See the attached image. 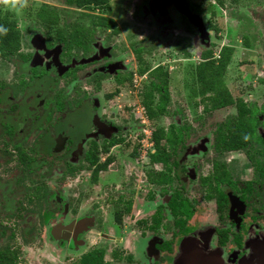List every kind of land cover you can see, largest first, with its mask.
<instances>
[{
  "label": "flooded vegetation",
  "instance_id": "1",
  "mask_svg": "<svg viewBox=\"0 0 264 264\" xmlns=\"http://www.w3.org/2000/svg\"><path fill=\"white\" fill-rule=\"evenodd\" d=\"M132 1L136 4L103 0L76 6L63 0L59 9L47 4L57 21L38 19L39 31L21 35L15 50L0 54L11 66L9 77L0 72V217L19 221L24 216L25 224L33 225L25 216L34 211L67 261L78 254L72 264H264L263 88L252 89L248 97L253 99L242 92L241 102L221 107L202 103L206 113L229 111L202 138L211 148L205 165L186 143L192 126L180 120V111L169 115L183 128L182 140L176 149L156 152L150 124L167 113L149 118L141 93L155 68L166 69L157 65L144 71L150 77L135 106L140 123L133 122L131 104L117 105L118 112L112 105L134 86L133 54L142 58L149 45L161 42L160 35L174 38L181 28L206 41L185 11L204 22L197 4L203 8L196 0ZM133 15L136 20L150 15L156 27L138 37ZM204 27L209 37L213 28L207 22ZM21 62L29 69L23 71ZM62 79L73 89L55 93L62 114L53 117L52 94ZM138 130L136 146L125 153ZM54 153L63 167L59 186L67 185L69 174L85 173L84 190L90 187L95 195L90 205L84 196L75 204L53 195L46 180ZM55 214L61 215L58 221ZM6 231L0 221V235Z\"/></svg>",
  "mask_w": 264,
  "mask_h": 264
},
{
  "label": "rangeland",
  "instance_id": "2",
  "mask_svg": "<svg viewBox=\"0 0 264 264\" xmlns=\"http://www.w3.org/2000/svg\"><path fill=\"white\" fill-rule=\"evenodd\" d=\"M128 1L131 4H136L132 0ZM196 1H199L202 5V17L204 18V22H211L217 29H211L210 36L202 43L197 35L184 33L180 28V33L174 36V38L172 35H160L159 39L161 42H159L158 45H149L147 51L143 52L144 56L142 58L140 56V59H136L133 54L131 71L134 74L133 78L135 80L132 82L134 86L132 89L126 92L124 91L119 102L113 104L112 107L114 111L118 112L121 110H119L120 108L117 105L123 107L125 104H131L132 110H134V114H132L133 122L137 124L140 123L135 116L141 115V110L135 114V106L138 105L140 100L139 91L141 87L150 77L144 72L140 73V67H145L146 71L150 67L161 65L166 69L165 71H167L169 76V113L151 123L150 127L153 129L156 126L167 127L173 121V118L169 115L170 112L180 111L183 113L180 120L190 123L192 126V130L186 135V143H188L189 149L192 147L196 149L192 151V153H195L196 160L205 165L207 159H209L211 155L209 151L211 148L210 141L202 138L203 136H207V134L209 135L213 124L217 120L222 119V117L229 111L221 110L219 112L213 111L206 113L202 110V102H200L201 97L194 96L191 93L192 89L196 88V86L190 74V69L201 61L200 54L204 50L211 49L214 58L210 61H215V57L218 55L220 48L224 45H229L233 47V53L223 76V80L233 97L237 99L243 92V97L246 99H253L252 97H248V94L251 93L252 89L255 87L263 88L264 92V0H239L235 3L230 0H224V4L221 6L217 4L215 0ZM42 4H48L57 9L64 5L63 0H28V6L20 13L7 10V12L16 20V25L19 28L22 37H26V33L40 30V21L35 13ZM0 11L6 12V10H3L2 8H0ZM211 11H213V14ZM115 16L118 20L119 13H115ZM133 19H135V22H133L134 25H137L135 27L140 29L138 32V37L140 38L145 35V28L150 33V31H153L154 27H156L154 23L151 25V22L153 21L151 20L150 15H148L145 20H136L133 15ZM139 22L141 25L136 24ZM207 29H209V27ZM183 37H186L189 42L182 43ZM137 46L142 45L137 44L136 47ZM22 48V51H25L27 46L22 45ZM21 64L25 66H22V68H24L23 71L29 69L27 62H25V64L21 62ZM10 69V64L0 60V72H4L5 76H7ZM65 81L66 79H62L58 83L57 90L52 94L51 104L56 111L53 117L58 115L61 117L62 114L60 113L61 102L58 98L55 99V93L64 87L68 91L73 89L71 87L72 84L69 85L68 83H65ZM68 94L72 95L71 93ZM96 95L101 96L103 94L100 93ZM55 101L57 104H54ZM206 104H212V101L208 100ZM146 122H148V120H146ZM135 133H140V130L131 133L132 137L128 138V142L123 148L125 153H131L132 149H134L133 147L136 146L135 143L137 142V139L135 138ZM143 143L147 146L149 144L146 136H144ZM147 146H144V152L145 149H147ZM54 155H56L53 156V160L55 161H52L51 168H47V173L50 174L51 177L49 180H46L51 181V183L48 184V187H50V189L52 188L51 191L53 192V195L60 196V194H63L66 198L75 200V204L84 196L89 199L87 204L90 205L95 195L94 190L90 187L84 190L83 178L85 177V173L81 175L79 173L73 175L69 174L67 185L60 187L59 182L64 178V175L60 174L63 167H61L62 164L60 162L57 164V153H54ZM72 160L74 161L73 165H78V162H76L75 159ZM48 164L49 163L46 162L45 166ZM43 170L45 171V169ZM205 172V170L201 171V173ZM27 208L28 211H33V209H29V206H27ZM33 213L34 211L25 216V220L28 217H32L33 225L31 222L25 224L23 219L24 216L19 219V221L12 220L11 218L8 219L6 216L0 217L2 225L6 226L7 229L4 234L0 235V249H3L7 245L12 249L16 248L18 253V264H72V262H75L78 254H73L71 256L72 259L67 261L64 258L61 247H58L57 241L50 239L51 237L47 232L48 224L45 221L42 223L40 216ZM60 218V214H55L54 219L56 221ZM43 224H46L45 227ZM202 229H204V226Z\"/></svg>",
  "mask_w": 264,
  "mask_h": 264
},
{
  "label": "trees",
  "instance_id": "3",
  "mask_svg": "<svg viewBox=\"0 0 264 264\" xmlns=\"http://www.w3.org/2000/svg\"><path fill=\"white\" fill-rule=\"evenodd\" d=\"M220 6L224 4V0H215ZM235 3L239 0H230ZM67 3L76 6H87L103 2V0H66ZM47 4H42L36 12V17L43 23H50L57 21L56 13L48 12L46 10ZM197 9L203 12L200 5L197 4ZM213 14V11L211 12ZM0 24L8 27L9 31L6 36L0 37V54L8 55L18 46L21 32L17 28L16 20L6 11H0ZM213 29H217L211 22L209 23ZM233 53V47L224 45L220 48L218 57L215 61H210L214 58L211 49H206L200 54L201 61L190 69V74L195 83L196 88L192 89L191 93L194 96L201 97L200 102L207 105V101H212V107H221L229 103H237L242 100L235 99L226 87L223 80L226 68L230 62ZM145 67H140L139 72L143 73ZM152 79L141 93L142 104L146 109L149 118L157 119L160 115L168 113L167 106L170 101V93L168 90V73L163 71L161 67L155 68L151 73ZM46 81V80H45ZM44 78L40 77L39 82H45ZM183 128L171 123L167 127L156 126L152 133L154 150L160 149H176L175 144L182 140ZM161 139L165 140V145H161ZM43 146L44 142L38 143ZM152 159L158 160L157 154L152 156ZM37 196H40V188H37ZM46 193V191L44 192ZM5 208H9L5 205ZM18 253L16 248H11L9 245L0 249V264H18ZM81 264H94L93 260H86Z\"/></svg>",
  "mask_w": 264,
  "mask_h": 264
},
{
  "label": "clouds",
  "instance_id": "4",
  "mask_svg": "<svg viewBox=\"0 0 264 264\" xmlns=\"http://www.w3.org/2000/svg\"><path fill=\"white\" fill-rule=\"evenodd\" d=\"M28 6V0H0V8L10 10L15 13L22 12ZM9 29L3 24H0V37L6 36Z\"/></svg>",
  "mask_w": 264,
  "mask_h": 264
},
{
  "label": "water",
  "instance_id": "5",
  "mask_svg": "<svg viewBox=\"0 0 264 264\" xmlns=\"http://www.w3.org/2000/svg\"><path fill=\"white\" fill-rule=\"evenodd\" d=\"M185 11L189 17V20L192 22V24H194L198 28V30L201 34L202 40H207L208 39V33L204 27V22H203L202 18L197 14H190L187 9Z\"/></svg>",
  "mask_w": 264,
  "mask_h": 264
},
{
  "label": "built area",
  "instance_id": "6",
  "mask_svg": "<svg viewBox=\"0 0 264 264\" xmlns=\"http://www.w3.org/2000/svg\"><path fill=\"white\" fill-rule=\"evenodd\" d=\"M149 134V133H148Z\"/></svg>",
  "mask_w": 264,
  "mask_h": 264
}]
</instances>
